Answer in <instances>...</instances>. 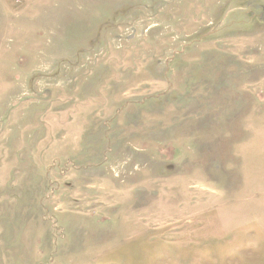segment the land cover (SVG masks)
Here are the masks:
<instances>
[{"label":"rangeland","instance_id":"rangeland-1","mask_svg":"<svg viewBox=\"0 0 264 264\" xmlns=\"http://www.w3.org/2000/svg\"><path fill=\"white\" fill-rule=\"evenodd\" d=\"M0 264H264V0H0Z\"/></svg>","mask_w":264,"mask_h":264}]
</instances>
